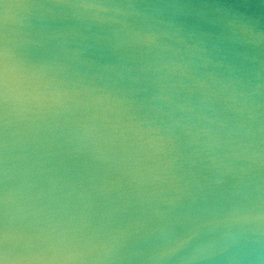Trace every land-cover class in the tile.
<instances>
[{
	"label": "clouds",
	"instance_id": "1",
	"mask_svg": "<svg viewBox=\"0 0 264 264\" xmlns=\"http://www.w3.org/2000/svg\"><path fill=\"white\" fill-rule=\"evenodd\" d=\"M186 7L0 0V264H264V30L201 71Z\"/></svg>",
	"mask_w": 264,
	"mask_h": 264
},
{
	"label": "water",
	"instance_id": "2",
	"mask_svg": "<svg viewBox=\"0 0 264 264\" xmlns=\"http://www.w3.org/2000/svg\"><path fill=\"white\" fill-rule=\"evenodd\" d=\"M186 5L185 15L179 18L184 26L185 39L194 45L191 49L193 57L200 55L201 43L207 48L214 61L222 62L214 69L201 68V71H215L218 75L226 73V65L234 63L244 70L248 62L244 59L246 45L234 38L228 20L231 13L250 15L260 30H264V5L260 0H173ZM85 43L91 45L87 51L88 58L94 62L93 70L111 65H126L135 69L140 61L139 54L134 57L121 58L109 47L104 33L90 37ZM40 52L35 55H40ZM129 86L128 81L124 82ZM135 87V85H132ZM145 93H140L144 95Z\"/></svg>",
	"mask_w": 264,
	"mask_h": 264
}]
</instances>
